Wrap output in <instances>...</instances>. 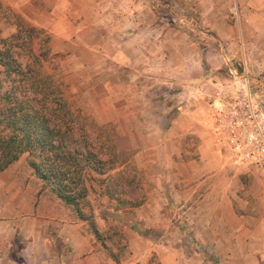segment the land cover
Returning <instances> with one entry per match:
<instances>
[{"label":"crops","instance_id":"1","mask_svg":"<svg viewBox=\"0 0 264 264\" xmlns=\"http://www.w3.org/2000/svg\"><path fill=\"white\" fill-rule=\"evenodd\" d=\"M143 1L0 0L23 25L44 30L50 52L65 54L93 93L100 87L110 97L125 95L128 108L150 109V118H134L132 125L156 127L159 135H142L146 143L136 155L144 160V173L167 177L141 183L143 201L128 208H117L98 184L87 183L98 230L123 228L122 253L112 236L105 239L119 255L116 261L88 222L42 189L23 159L14 161L0 171V264H150L154 254L160 264H196L190 255L211 251L224 254L217 264H264V178L255 166L234 164L217 143L213 123L215 93L226 92L230 83L229 61H241L252 78L264 77V0L239 4L232 38L234 26L224 15L228 0L197 3L218 41L225 76L204 66L202 48L158 22ZM3 22L10 27L0 26L5 38L16 26L0 15ZM258 87L264 102V81ZM155 95L170 96L172 103L163 105ZM181 95L186 102L175 100ZM187 136L196 151L188 162L176 160Z\"/></svg>","mask_w":264,"mask_h":264},{"label":"trees","instance_id":"2","mask_svg":"<svg viewBox=\"0 0 264 264\" xmlns=\"http://www.w3.org/2000/svg\"><path fill=\"white\" fill-rule=\"evenodd\" d=\"M0 15L16 26L9 36L0 37V171L28 153L27 164L42 189L88 222L118 261L119 255L105 243L108 232H100L94 221L87 183L95 181L92 172L113 171L116 176L96 179L102 193L114 199L117 208L136 207L144 199L136 171L119 159L107 131L83 120L72 106L68 85L53 73L56 55L50 52L46 32L23 25L1 6Z\"/></svg>","mask_w":264,"mask_h":264},{"label":"rangeland","instance_id":"3","mask_svg":"<svg viewBox=\"0 0 264 264\" xmlns=\"http://www.w3.org/2000/svg\"><path fill=\"white\" fill-rule=\"evenodd\" d=\"M202 0H144L143 5L147 3V6L152 11V13L157 18V21H163L165 27H174L186 34L189 39L193 40L198 44V48H202L200 54L205 56L207 62L203 61L204 66L208 65V68H213L217 73L225 76V70L220 59V51L218 49V41L212 36L213 30L209 29L204 22L203 15L199 13V7L197 3ZM219 1V0H216ZM251 5L252 0H228V12L224 13L226 15V20L229 24L233 25L235 32L230 34V37L237 36L238 30V9L241 2ZM242 2V3H243ZM201 4V3H200ZM199 4V5H200ZM156 21V22H157ZM0 26L5 28H10L7 23H0ZM65 54L61 56L56 55L55 60L52 63H56V68L53 71L56 79H63V81L68 85V90L72 94V106L78 109L80 115L84 117L83 120L87 122H94L98 124L102 131L106 130L108 136L113 140L112 145L116 149L119 159L127 161L125 164L131 165L136 171V177L140 183L151 184L149 179L153 176L161 177V181H167V177L163 180L162 175H152L151 173H144L146 170L144 165V160L140 155H136V152L140 151L142 145L145 144L142 140V135L145 133L158 134L156 127L152 126H134L132 125L134 118L139 119L141 122L144 118L151 116V111L143 109V107L128 108V99L125 100V95H117L116 98L110 97L109 94H105L99 88V91L93 93L94 89L91 85H85L86 78L78 76L74 73V63L64 61ZM212 60V61H211ZM235 64L242 68L241 61L235 62ZM227 71V70H226ZM88 74V73H86ZM84 82V83H83ZM237 81L233 78L230 79V83L227 86V90L235 89ZM255 98L260 101L259 94L256 93ZM128 96V95H127ZM170 96L160 95L154 96V99H158L159 103L163 105H170L172 100ZM116 99V100H115ZM139 100V98H136ZM176 101H185L181 97L175 98ZM186 102V101H185ZM133 105V103H132ZM159 112V111H157ZM171 112V111H170ZM107 123V125H105ZM101 131V130H99ZM192 136H187L182 138L180 146V157L176 160L188 162L189 157L193 156L196 151V142L191 138ZM217 137V136H216ZM230 154V153H229ZM231 156V155H230ZM232 157V156H231ZM18 159H23L22 166L29 167L27 164L28 153H23ZM17 159V160H18ZM234 164H244L249 166H254L249 161H235L231 159ZM30 168V167H29ZM28 168V169H29ZM31 173L32 170L30 169ZM95 181H89L88 183L97 184L98 180H103L108 175L111 177L116 176V174L111 171L109 174H98L96 172L91 173ZM107 175V176H106ZM37 177V176H36ZM170 176H168L169 179ZM38 178V177H37ZM40 181V179L38 178ZM41 182V181H40ZM48 191V190H47ZM50 192V191H49ZM200 193L205 194L204 190ZM241 210V208H239ZM165 226L166 223H159ZM110 231L107 235H110V239L114 242V249L117 253H122L124 251L126 239L123 232V228L120 225H110ZM118 243L120 247H117L115 243ZM214 251L209 252L207 255L198 254L190 255L192 258L198 260L196 264H217L224 254H215ZM194 256V257H193ZM212 261V263H211ZM150 264H160L158 257L154 254L150 259ZM187 264H192V262H187Z\"/></svg>","mask_w":264,"mask_h":264},{"label":"built area","instance_id":"4","mask_svg":"<svg viewBox=\"0 0 264 264\" xmlns=\"http://www.w3.org/2000/svg\"><path fill=\"white\" fill-rule=\"evenodd\" d=\"M227 66V73L238 85L215 93L216 140L235 161L254 164L264 178V102L255 98L264 77L252 78L245 66L239 68L234 61Z\"/></svg>","mask_w":264,"mask_h":264}]
</instances>
